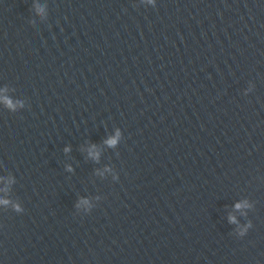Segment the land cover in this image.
<instances>
[{"label": "water", "instance_id": "1", "mask_svg": "<svg viewBox=\"0 0 264 264\" xmlns=\"http://www.w3.org/2000/svg\"><path fill=\"white\" fill-rule=\"evenodd\" d=\"M157 5L0 0V264H264V0Z\"/></svg>", "mask_w": 264, "mask_h": 264}, {"label": "clouds", "instance_id": "2", "mask_svg": "<svg viewBox=\"0 0 264 264\" xmlns=\"http://www.w3.org/2000/svg\"><path fill=\"white\" fill-rule=\"evenodd\" d=\"M144 2L148 5H151L153 8L157 7V0H144ZM40 12H44V7L38 5L37 6ZM0 104H3L5 107L9 109L15 110L17 107H23L24 101L23 100H17L13 97H10L8 95V89L4 88L3 90H0ZM122 139V132L121 130L117 129L115 134L113 136H110L106 141V145L110 148H116L119 146L120 141ZM65 151H71L70 148L65 149ZM88 154L90 158L94 160H99L100 158V152L97 150L95 145H92L88 149ZM107 171H111V169H108ZM119 179V177H116ZM14 183V179L8 176H0V185H3V187H0V192L7 193L8 192V186L12 185ZM14 207V210L17 213H22L23 208L19 204L13 205V202L6 198L5 196H0V208H8V207ZM79 209H81L82 212L85 213H91L94 205L88 201V200H81L80 203L77 205ZM237 211H242L245 209H248L251 207L250 203L248 201H242L235 205ZM230 223L234 225H239V220L236 216H231ZM251 224L246 226H240L238 228V234L241 238L245 237L248 234L249 229L251 228Z\"/></svg>", "mask_w": 264, "mask_h": 264}]
</instances>
